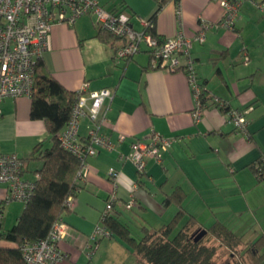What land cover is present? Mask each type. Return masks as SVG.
I'll use <instances>...</instances> for the list:
<instances>
[{"label":"crops","instance_id":"1","mask_svg":"<svg viewBox=\"0 0 264 264\" xmlns=\"http://www.w3.org/2000/svg\"><path fill=\"white\" fill-rule=\"evenodd\" d=\"M98 3L107 12L128 16L136 31L146 30L157 8L156 0ZM222 14L218 0H166L153 20V32L160 39L177 33L192 37L201 23L210 26L204 42H193L190 49L197 81L228 110L245 112L248 136L238 133L225 112L208 101L195 122L186 75L151 68L144 47L129 61L118 60L117 42L101 36L92 15L80 16L71 25L51 26L47 49L38 60L75 96L83 84L88 91L111 92L99 134L114 146L112 152L101 151L86 160L87 175L70 197L71 209L61 216L67 235L58 244L64 254L58 264H137L132 248L118 236L89 239L113 192L117 201L110 216L136 241L181 211L175 231L190 218L195 228L205 231L219 222L241 238L238 249L259 245L264 250V178L254 173L264 160V13L252 2L241 1L233 30L218 25ZM0 107V153L23 159V179L33 182L41 161L32 152L39 144L42 149L51 146L45 123L30 119L29 97L5 98ZM92 127L83 119L79 137L86 138ZM152 133L172 143L159 162L149 158L139 175L129 160L130 146L148 142ZM110 169L117 173L115 180ZM3 193L0 185V198ZM131 196L134 204L126 209ZM16 203L21 202L5 207L4 229L6 208ZM205 242L218 244L210 236Z\"/></svg>","mask_w":264,"mask_h":264},{"label":"built area","instance_id":"2","mask_svg":"<svg viewBox=\"0 0 264 264\" xmlns=\"http://www.w3.org/2000/svg\"><path fill=\"white\" fill-rule=\"evenodd\" d=\"M218 1L223 9L218 25L226 30H233L239 5L243 0ZM248 1L264 12V3ZM83 15H92L97 28L117 42L115 57L118 60L128 61L144 47L149 54L151 68L184 72L194 97L192 116L195 122L202 118L204 108L202 88L197 83L195 60L190 54V49L193 42H204L206 29L210 26L201 23L200 30L192 37L177 33L171 38L160 39L152 36L147 30H134L128 16L105 11L100 7L98 0H0V106L5 98L29 97L32 93L34 65L47 49L51 26L55 23L71 25ZM146 25L147 28L149 22ZM111 98L109 90L88 91L86 84L76 92L69 122L58 136V141L61 148L76 156L81 163L77 180H83L87 175L88 157L95 156L101 151L114 150L109 138L99 134L101 124L105 121L104 103ZM211 102L218 107L226 106L225 102L216 96L212 97ZM225 115L238 133L248 136V120L244 111L228 110L225 107ZM86 118L91 121L93 127L83 139L79 137V127L80 122ZM171 143L172 139L161 137L157 133H152L151 139L146 143L133 142L130 146L129 160L136 172L139 175L145 173L149 158L159 162L162 155L169 150ZM24 170L25 162L21 158L15 154L0 153V185L4 186V193L0 198V234L5 207L11 202L25 204L31 197L33 182L23 179ZM256 170H258L256 175L262 176L261 169L257 167ZM109 176L115 180L116 171L110 169ZM116 201V194L113 192L106 201L98 224L89 236L91 241L111 238V233L105 226V219L112 212ZM133 204L131 196L124 206L130 209ZM72 205L69 197L65 206L71 209ZM66 235L64 222L58 221L46 239L21 247L24 262L60 263L64 259V254L58 244Z\"/></svg>","mask_w":264,"mask_h":264},{"label":"trees","instance_id":"3","mask_svg":"<svg viewBox=\"0 0 264 264\" xmlns=\"http://www.w3.org/2000/svg\"><path fill=\"white\" fill-rule=\"evenodd\" d=\"M165 1L156 0L157 8L146 28L154 37L157 36L153 32V20ZM256 3H264V0H257ZM111 13L123 14L118 11ZM99 31L101 36L113 40L109 34L100 29ZM33 79L34 85L29 96L30 119L45 123L51 146L42 149V144H39L32 152L41 161V168L36 171L31 197L24 204L16 223L8 229L2 228L0 264H26L22 258L21 247L46 239L53 225L62 221V213L69 210L65 206L66 200L79 189L77 173L81 163L76 156L61 148L58 141V136L69 122L75 93L66 91L49 76L39 60L34 65ZM198 85L202 88L203 106L205 107L207 101L212 104L214 95L207 93L199 83ZM215 107L225 112V106ZM258 167L263 173L256 177L264 178L263 159ZM256 169L255 174L258 172ZM181 213L180 211L169 224L159 230L144 232L139 241L131 238L128 228L110 215L105 219V226L111 237L118 236L132 248L137 264H214L217 246L206 244L205 239L209 236L218 242V246L229 251L234 261L230 264H264V250L259 245L238 249L243 245L241 238L219 222L205 228L206 235L196 242L194 238L202 229L195 228L196 222L191 218L175 231Z\"/></svg>","mask_w":264,"mask_h":264},{"label":"rangeland","instance_id":"4","mask_svg":"<svg viewBox=\"0 0 264 264\" xmlns=\"http://www.w3.org/2000/svg\"><path fill=\"white\" fill-rule=\"evenodd\" d=\"M23 208V204L22 203H16L14 205L9 206L8 208H6V219H5V228L8 229L10 228L12 225H14L18 215L20 214L21 210ZM209 237L206 238V240ZM209 242V241H208ZM207 244V243H206ZM217 246V254L214 258V264H227V263H233V259L230 256L229 251H227L226 249Z\"/></svg>","mask_w":264,"mask_h":264},{"label":"water","instance_id":"5","mask_svg":"<svg viewBox=\"0 0 264 264\" xmlns=\"http://www.w3.org/2000/svg\"><path fill=\"white\" fill-rule=\"evenodd\" d=\"M205 235H206V231L205 230H202V231L198 232L197 235L194 238V241L196 242V241L200 240Z\"/></svg>","mask_w":264,"mask_h":264}]
</instances>
